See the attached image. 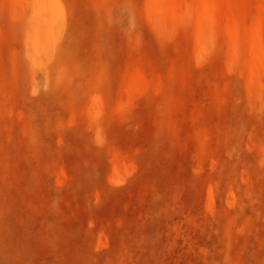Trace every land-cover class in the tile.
I'll list each match as a JSON object with an SVG mask.
<instances>
[{"label": "rangeland", "instance_id": "obj_1", "mask_svg": "<svg viewBox=\"0 0 264 264\" xmlns=\"http://www.w3.org/2000/svg\"><path fill=\"white\" fill-rule=\"evenodd\" d=\"M158 2L0 0V264H264V0Z\"/></svg>", "mask_w": 264, "mask_h": 264}, {"label": "bare ground", "instance_id": "obj_2", "mask_svg": "<svg viewBox=\"0 0 264 264\" xmlns=\"http://www.w3.org/2000/svg\"><path fill=\"white\" fill-rule=\"evenodd\" d=\"M158 1H162V3H163V0H156V4H158L159 2ZM161 3V2H160ZM166 3V2H165ZM153 4V3H152ZM214 4H215V0H202V3H201V9H202V14L204 15V17H206V18H210V17H212L211 16V14H212V12H213V7H214ZM154 5H155V3H154ZM163 6V5H162ZM162 6H160V7H162ZM165 7V6H164ZM163 7V8H164ZM154 12H157V11H159V10H157L156 9V11H155V9L153 10ZM156 15V14H155ZM211 19V18H210ZM211 21V20H210ZM209 22V21H208ZM205 27V26H204ZM253 55H254V59H255V61L257 60V59H259L260 58V56H262V55H260V53H261V51H262V49H261V45L259 44V43H256L255 45H253ZM254 63H256V62H254ZM253 64V63H252ZM252 66H255V65H252Z\"/></svg>", "mask_w": 264, "mask_h": 264}]
</instances>
